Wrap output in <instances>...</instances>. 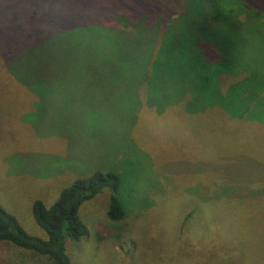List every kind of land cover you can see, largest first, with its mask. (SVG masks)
Masks as SVG:
<instances>
[{
    "label": "rangeland",
    "instance_id": "1",
    "mask_svg": "<svg viewBox=\"0 0 264 264\" xmlns=\"http://www.w3.org/2000/svg\"><path fill=\"white\" fill-rule=\"evenodd\" d=\"M79 21L67 20L63 30L71 31L46 50L70 65L35 80V90L7 72L12 45L0 42L1 207L46 239L33 203L50 207L76 179L112 171L124 217L108 218V189L84 202L78 215L86 234L65 240L70 264H264V124L231 122L219 108L186 115L160 102L157 78L83 75L73 63L92 58L97 44L131 42L105 40ZM232 177L256 192L253 200L243 194L228 205L221 193L233 190ZM0 264L50 263L0 242Z\"/></svg>",
    "mask_w": 264,
    "mask_h": 264
},
{
    "label": "trees",
    "instance_id": "2",
    "mask_svg": "<svg viewBox=\"0 0 264 264\" xmlns=\"http://www.w3.org/2000/svg\"><path fill=\"white\" fill-rule=\"evenodd\" d=\"M130 1L100 8L94 0L82 6L77 0H0V42L12 45L4 53L5 69L30 90L39 88L35 80L58 75L70 64L49 58L47 46L71 31L63 29L74 27L78 21H66L75 17L80 27L98 30L105 40L131 42L97 44L92 58L73 63L83 75L157 78L163 83L157 87L160 102L180 105L186 115L219 108L231 122L264 124V0ZM129 34H139L138 40ZM230 181L233 190L221 193L228 205L245 196L253 200L256 192L241 187L239 178ZM119 187L115 172L96 171L76 179L50 207L35 201L32 216L46 239L28 234L0 205V242L46 257L50 264H70L65 240L80 241L86 234L80 206L108 189L107 216L119 221L124 217Z\"/></svg>",
    "mask_w": 264,
    "mask_h": 264
}]
</instances>
